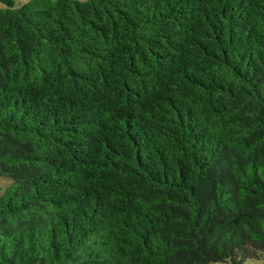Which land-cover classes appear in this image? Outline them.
I'll list each match as a JSON object with an SVG mask.
<instances>
[{"label": "trees", "instance_id": "obj_1", "mask_svg": "<svg viewBox=\"0 0 264 264\" xmlns=\"http://www.w3.org/2000/svg\"><path fill=\"white\" fill-rule=\"evenodd\" d=\"M0 264L264 254V0H0Z\"/></svg>", "mask_w": 264, "mask_h": 264}, {"label": "rangeland", "instance_id": "obj_2", "mask_svg": "<svg viewBox=\"0 0 264 264\" xmlns=\"http://www.w3.org/2000/svg\"><path fill=\"white\" fill-rule=\"evenodd\" d=\"M26 0H19V2H25ZM10 180L6 177L0 176V193L3 189L9 185ZM211 264H226V263H211ZM243 264H264V254H257L253 258H246Z\"/></svg>", "mask_w": 264, "mask_h": 264}]
</instances>
